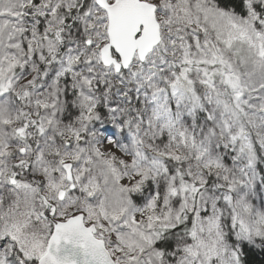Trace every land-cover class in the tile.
I'll use <instances>...</instances> for the list:
<instances>
[{"label": "snow or ice", "instance_id": "6c2138e0", "mask_svg": "<svg viewBox=\"0 0 264 264\" xmlns=\"http://www.w3.org/2000/svg\"><path fill=\"white\" fill-rule=\"evenodd\" d=\"M0 264H264V0H0Z\"/></svg>", "mask_w": 264, "mask_h": 264}]
</instances>
